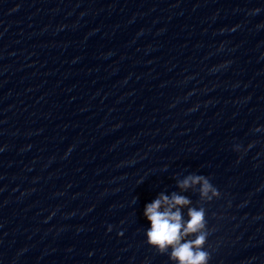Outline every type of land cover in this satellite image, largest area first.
I'll return each mask as SVG.
<instances>
[{
	"label": "clouds",
	"instance_id": "9594fccd",
	"mask_svg": "<svg viewBox=\"0 0 264 264\" xmlns=\"http://www.w3.org/2000/svg\"><path fill=\"white\" fill-rule=\"evenodd\" d=\"M196 184L201 185L202 198L207 197L211 200L212 197L219 196L218 190L204 176L190 175L180 181L178 186L181 189H187ZM210 192L211 196H209ZM189 204L190 201L186 197L176 193H173L171 197L161 194L147 204L144 210V215L150 223V228L146 231L147 243L160 252L171 248V259L178 264H208L209 253L203 250L208 235L205 210L189 208V219L184 222L179 209ZM192 234H196L194 240H184Z\"/></svg>",
	"mask_w": 264,
	"mask_h": 264
}]
</instances>
